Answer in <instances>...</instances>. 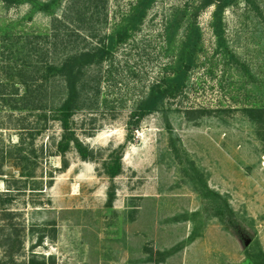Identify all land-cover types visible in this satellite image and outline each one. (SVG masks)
I'll return each instance as SVG.
<instances>
[{
	"label": "rangeland",
	"instance_id": "1",
	"mask_svg": "<svg viewBox=\"0 0 264 264\" xmlns=\"http://www.w3.org/2000/svg\"><path fill=\"white\" fill-rule=\"evenodd\" d=\"M48 1L0 0V264H264V0H153L145 15L140 0H56L73 46L128 29L90 68L94 99L69 130L43 112L60 86L43 108L27 93L64 51L48 52ZM182 69L179 92L139 119Z\"/></svg>",
	"mask_w": 264,
	"mask_h": 264
},
{
	"label": "trees",
	"instance_id": "2",
	"mask_svg": "<svg viewBox=\"0 0 264 264\" xmlns=\"http://www.w3.org/2000/svg\"><path fill=\"white\" fill-rule=\"evenodd\" d=\"M139 8L144 6L143 15L146 14L148 6H150L153 0H140ZM75 0H73V3ZM56 0L48 1L43 11L53 17L52 25L54 27L53 32L47 37V48L49 53H53L58 46L63 47V53L56 60L48 59L44 67V75L41 77H32L31 82L27 86L28 96L32 99V106L34 108H43L44 101L40 96L48 97L52 96L57 87H61L63 92V98L56 105L55 101H49L51 104L49 107H44L43 112L48 111L53 114H57V119L62 123V127L65 130H69L70 118L81 111L82 109L89 107L94 99L95 87L92 80L89 78L90 68L94 66H101L105 60L111 55L115 45L118 42H122L124 36H126L128 29L123 26L113 31L109 35H105L98 40L95 46L90 47H78L72 45L71 35L65 27V18L56 17L55 8ZM205 6L213 4L212 0H204ZM228 2H220L216 5L214 12L213 27L217 37H221L222 26V14L223 9L227 6ZM137 8V10L139 9ZM141 12V13H142ZM59 25L63 26L60 27ZM85 29L80 27L79 30ZM77 30V27L73 28V32ZM78 31V30H77ZM86 38H89L86 36ZM50 40V41H49ZM72 45V46H71ZM46 47V44H45ZM51 48H53L51 50ZM35 53H37V46L34 47ZM34 53V54H35ZM176 72V71H175ZM187 70L182 69L174 75L171 80L164 81L166 85L162 83L158 84V87L152 89L148 99L144 101L139 107L140 114L139 119L148 113L156 111L165 101L167 97L173 96L179 92L180 88L184 85V80ZM35 74L34 76H36ZM40 78V79H39ZM59 78L58 80H55ZM59 82V85L56 84ZM253 114L256 109H249ZM257 112V111H256ZM252 118H254L252 116ZM261 124V123H260ZM258 123V125H260ZM261 126V125H260ZM74 136V131H72ZM74 147L78 150L81 157L88 159L91 156L92 151L89 147L84 146L77 138L71 139ZM70 139H66L65 143H61L60 152L63 153L70 147ZM59 151V149H58ZM121 161H117L107 164L106 171L110 177H116L121 172ZM113 196V194L111 195ZM264 256V255H263ZM49 259V260H48ZM54 257L51 255L46 258V255H39L36 252H32L31 257L28 260V264H55ZM52 261V262H51Z\"/></svg>",
	"mask_w": 264,
	"mask_h": 264
},
{
	"label": "bare ground",
	"instance_id": "3",
	"mask_svg": "<svg viewBox=\"0 0 264 264\" xmlns=\"http://www.w3.org/2000/svg\"><path fill=\"white\" fill-rule=\"evenodd\" d=\"M263 165H264V162H263Z\"/></svg>",
	"mask_w": 264,
	"mask_h": 264
}]
</instances>
